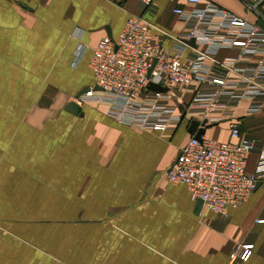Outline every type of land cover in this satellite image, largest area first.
I'll return each instance as SVG.
<instances>
[{"label":"crops","instance_id":"crops-1","mask_svg":"<svg viewBox=\"0 0 264 264\" xmlns=\"http://www.w3.org/2000/svg\"><path fill=\"white\" fill-rule=\"evenodd\" d=\"M209 1L264 28L248 7L256 4L264 16V0ZM176 7L193 12L206 2L0 0V264H229L244 245L252 247L248 260L232 264H264V176L225 215L197 211L189 189L165 178L191 135L188 122L205 119L197 92L216 86L173 89L168 101L182 118L165 131L116 119L109 101H87L77 114L65 109L94 85L98 40L116 37L130 16L144 14L165 32L164 47L193 57L192 46L175 40L187 32ZM239 52L219 47L207 64ZM256 57L235 61L227 80L239 81L236 69ZM208 116L220 117L206 123L209 139L228 141L233 122L240 138L254 140L246 164L253 173L264 144V97L223 103Z\"/></svg>","mask_w":264,"mask_h":264},{"label":"built area","instance_id":"built-area-1","mask_svg":"<svg viewBox=\"0 0 264 264\" xmlns=\"http://www.w3.org/2000/svg\"><path fill=\"white\" fill-rule=\"evenodd\" d=\"M186 1L206 2V7L198 11L173 9L187 25V32L175 40L180 45L192 46L188 41L194 39L193 57L182 56L178 48L164 47L161 37L165 32L144 14L130 16L116 37L106 35L98 40L90 60L94 85L73 101L79 106L87 101H109L114 105L110 113L116 119L152 131H165L174 128L182 118L178 105L168 101L172 90L187 88L193 82L217 87L196 94L197 108L206 123L220 119L208 115L223 103L236 105L246 97H264V28L209 0ZM248 7L264 18L256 4ZM207 12L216 13L217 21L206 19ZM199 45L205 48L198 49ZM223 46L239 48V56L208 65L207 59ZM81 48L79 44L78 54ZM253 56L257 57L252 65L236 69L242 73L239 81L227 80L226 74L235 71L236 62L248 61ZM207 72L213 75L208 76ZM150 83L165 87L166 91L152 90ZM229 130L230 139L221 142L204 134L200 139L191 134L165 173L168 183L185 185L205 210L220 215H225L228 207L244 202L264 176V144L256 170L248 173L247 157L255 142L240 138L233 122ZM251 248L244 245L241 252L232 253L229 264L237 260L246 262Z\"/></svg>","mask_w":264,"mask_h":264},{"label":"water","instance_id":"water-1","mask_svg":"<svg viewBox=\"0 0 264 264\" xmlns=\"http://www.w3.org/2000/svg\"><path fill=\"white\" fill-rule=\"evenodd\" d=\"M188 42L190 45L195 46L194 39H191ZM149 87L155 91H166L165 87H162V86L155 84V83H150ZM86 89H87L86 87L83 88L80 92H78L76 94V96L81 94ZM65 109L67 111L73 113V114H77L80 112V106L78 104H76L74 101L68 102ZM205 125H206V120H203L200 122L199 120L192 119L188 122V132L190 134L194 135L196 138L200 139L201 135L204 133ZM201 206H202V202L200 200H197L196 201V210L198 211L201 208Z\"/></svg>","mask_w":264,"mask_h":264}]
</instances>
